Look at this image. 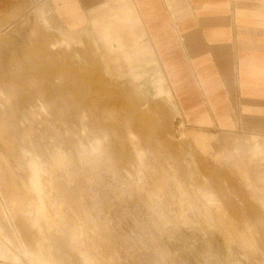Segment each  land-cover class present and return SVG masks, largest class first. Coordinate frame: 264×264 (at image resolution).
Returning a JSON list of instances; mask_svg holds the SVG:
<instances>
[{"label":"rangeland","instance_id":"1","mask_svg":"<svg viewBox=\"0 0 264 264\" xmlns=\"http://www.w3.org/2000/svg\"><path fill=\"white\" fill-rule=\"evenodd\" d=\"M158 70L0 29V264H264V133L205 152Z\"/></svg>","mask_w":264,"mask_h":264},{"label":"crops","instance_id":"2","mask_svg":"<svg viewBox=\"0 0 264 264\" xmlns=\"http://www.w3.org/2000/svg\"><path fill=\"white\" fill-rule=\"evenodd\" d=\"M42 14L107 64H156L205 152L216 133H264V0H0V29Z\"/></svg>","mask_w":264,"mask_h":264},{"label":"bare ground","instance_id":"3","mask_svg":"<svg viewBox=\"0 0 264 264\" xmlns=\"http://www.w3.org/2000/svg\"><path fill=\"white\" fill-rule=\"evenodd\" d=\"M102 256V255H101ZM103 257V256H102ZM101 259V258H100Z\"/></svg>","mask_w":264,"mask_h":264}]
</instances>
